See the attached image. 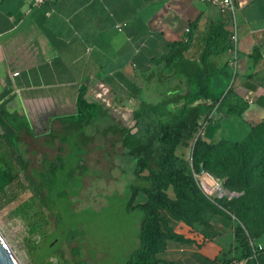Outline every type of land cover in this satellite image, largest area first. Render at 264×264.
<instances>
[{
    "label": "crops",
    "instance_id": "obj_1",
    "mask_svg": "<svg viewBox=\"0 0 264 264\" xmlns=\"http://www.w3.org/2000/svg\"><path fill=\"white\" fill-rule=\"evenodd\" d=\"M235 2L234 68L228 51L223 57L232 74L229 99L247 102L244 117L262 121L264 107L255 101L264 98V0ZM226 17L201 0H60L39 5L0 0V104L30 129L49 134L56 124L62 129L59 118L76 113L80 88L86 89L87 102H96L92 94L104 86L110 100L119 102L117 109L130 108L131 115L150 59L165 53L171 42L185 39L192 22L196 25L186 56L195 58L209 24ZM214 116L212 123L219 127L210 143L240 141L250 131L236 115ZM145 201L142 193L135 198L136 203ZM172 231L184 240L166 239L154 264H259L252 242V254L246 257L245 240L233 226L210 236L182 224Z\"/></svg>",
    "mask_w": 264,
    "mask_h": 264
},
{
    "label": "rangeland",
    "instance_id": "obj_2",
    "mask_svg": "<svg viewBox=\"0 0 264 264\" xmlns=\"http://www.w3.org/2000/svg\"><path fill=\"white\" fill-rule=\"evenodd\" d=\"M105 98L110 100L109 94ZM153 99L156 98L152 95L149 100ZM95 100L107 110L108 117L87 127L85 135H91L93 140L84 147L86 170L75 175L68 189L69 197L65 202L57 201L52 211L40 206L38 200L32 201L27 191L19 190L16 181L19 179L23 183L25 175L38 172L44 156L54 158L57 146L61 145L56 137L62 134L59 126L54 125L52 138L42 132V128H32L31 135L22 132L20 149L27 161L24 172L20 171L16 153L0 141V169L11 175V182L0 192V234L19 264H78L80 260L86 264H123L138 247L142 214L126 209L127 186L135 182L134 160L123 155L118 135L100 133L111 121L129 126L130 108L117 109L119 102L110 100V105H105ZM214 120L215 116L211 115L208 122L199 121L194 134L185 137L177 146L171 166L188 176L189 186L181 193L171 186L165 188L167 198L182 209L174 214L158 208L161 226L166 234H171L174 226L187 225L204 236L238 227L251 240L256 252L261 251L264 261V176L258 178L252 171L257 161L264 160V128L251 140V148L225 146L230 155L223 159L225 162L228 158L232 160L227 169L218 171L211 163L210 168L201 166L200 171L195 172L194 144L200 136L212 141L210 137L219 127L212 123ZM223 120L230 123L229 119ZM78 145L83 147L81 141ZM63 147L62 154L67 155L69 148ZM76 162L73 156L67 160L68 165ZM240 197L244 199L240 211L246 218L245 224L225 209L229 202ZM38 214H44L45 218L39 219ZM73 229L82 231L83 238L67 243L64 238ZM51 241L57 244L54 253L58 258L45 257L44 247ZM75 250H80L82 257L73 255Z\"/></svg>",
    "mask_w": 264,
    "mask_h": 264
},
{
    "label": "trees",
    "instance_id": "obj_3",
    "mask_svg": "<svg viewBox=\"0 0 264 264\" xmlns=\"http://www.w3.org/2000/svg\"><path fill=\"white\" fill-rule=\"evenodd\" d=\"M195 25L196 22L189 24L185 39L171 42L165 53L150 59L149 67L144 72L145 84L142 95L139 96L138 107L131 114V124L124 126L111 121L100 131L103 136L108 133L118 135L123 155L134 160L135 182L127 186L129 199L126 209L139 211L142 219L138 232V247L130 253L123 264H154V255L162 250L166 239L184 240L173 231L171 234L165 233L158 208H164L174 214L182 209L167 198L165 188L171 186L174 191L181 193L182 189L189 186L188 176L173 168L171 162L177 146L185 137L194 134L200 120L208 122L210 115L215 113L223 116L232 114L246 121L250 125V131L242 140L235 142L222 139L210 143L202 136L197 138L192 151L195 172H199L201 166L210 168L211 163L218 171L227 169L232 165V160L228 158L225 162L223 159V156L230 155L225 146L251 148V140L264 128V120L256 122L252 118L244 117L248 109L247 102L240 98L233 101L229 99L232 86L229 82L232 80V74L227 72L228 62L223 60L224 53L231 47L229 17L209 24L199 54L195 58H190L186 56V52L191 46ZM220 79L224 80L225 84H220ZM85 92L84 87L78 92L76 113L59 118L62 134L56 137H59L61 145L56 148L54 158L48 159L44 156L38 172L34 175H25L23 183L19 179L16 181L17 185H20L19 190L27 191L32 201L38 200L40 206L51 211L57 201L67 200L68 189L75 181V175L86 170L83 164L84 147L93 140L91 135H85L87 127L97 120L108 117V112L102 105L85 100ZM152 95L156 98L154 101L149 100ZM255 102L264 107V98H258ZM0 126L2 129L0 141L16 153L20 171L24 172L27 161L23 157L19 140L22 132L31 135L32 130L24 119L8 114L3 108V103L0 104ZM54 135L52 132L48 134L51 138ZM79 141L83 147L78 145ZM63 145L69 148L67 155L62 154ZM70 156L76 158V164H67ZM252 171L256 177H263L264 160L257 161ZM10 182L9 172L0 169V192ZM139 193L145 195V202H135ZM242 201L244 199L241 197L233 200L225 209L245 224L246 218L240 211ZM38 215L39 219L45 218L44 214ZM234 228L245 240L248 253L246 257L251 256V240L244 236L238 227ZM66 235L64 239L67 243L83 238V232L78 229L68 231ZM56 247L54 241L47 243L44 247L47 250L45 257L58 258L54 253ZM73 255L82 257L80 250H75ZM262 259L261 251H258L256 261L264 264ZM78 264L86 262L80 260Z\"/></svg>",
    "mask_w": 264,
    "mask_h": 264
},
{
    "label": "built area",
    "instance_id": "obj_4",
    "mask_svg": "<svg viewBox=\"0 0 264 264\" xmlns=\"http://www.w3.org/2000/svg\"><path fill=\"white\" fill-rule=\"evenodd\" d=\"M60 0H29L32 5H39L44 2H57ZM202 2L209 3L217 8L220 14H226L230 19V49L228 52L230 53V61L229 66L234 68L235 66V57H236V42H237V34H236V25H235V11H236V2L235 0H201ZM16 73H13L15 75ZM100 91L94 94V98L100 100L105 103V105H110V100L105 98L108 95L109 90L104 86H99ZM212 115V114H211ZM210 115V116H211Z\"/></svg>",
    "mask_w": 264,
    "mask_h": 264
},
{
    "label": "water",
    "instance_id": "obj_5",
    "mask_svg": "<svg viewBox=\"0 0 264 264\" xmlns=\"http://www.w3.org/2000/svg\"><path fill=\"white\" fill-rule=\"evenodd\" d=\"M0 264H19L0 234Z\"/></svg>",
    "mask_w": 264,
    "mask_h": 264
}]
</instances>
